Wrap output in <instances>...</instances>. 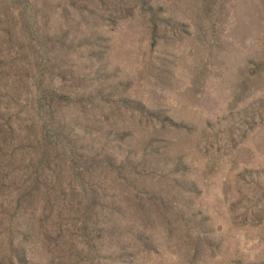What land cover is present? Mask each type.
Listing matches in <instances>:
<instances>
[{"label": "rangeland", "instance_id": "374dc122", "mask_svg": "<svg viewBox=\"0 0 264 264\" xmlns=\"http://www.w3.org/2000/svg\"><path fill=\"white\" fill-rule=\"evenodd\" d=\"M35 1L41 30L72 44L67 62L59 64L78 79L70 80L71 88L101 87L105 95L142 101L158 123L150 130L133 116L127 124L125 116L112 120L125 126L111 132L112 143L132 147L137 162L145 154L134 183L146 200L137 209L128 195L135 189L121 193L120 211L95 223L111 232L99 247L95 241L97 255L66 234L79 227L78 214L73 221L69 210H15L13 172L1 162L0 264H264V0H224V9L210 14L203 0H157L164 7L146 0L152 21L134 0L119 6L109 0H74L73 6L68 0ZM126 8L130 15H117ZM5 11L15 16L18 6L0 0V113L15 121L13 107L30 104L34 56L20 34L16 48L7 40ZM92 35L98 46L89 45ZM99 48L102 60L95 61L89 51ZM51 50L54 64L64 50ZM90 129L89 138H96ZM10 145L18 154L32 148L28 142ZM107 187L109 195L115 192L111 179ZM103 202L107 210L111 202ZM24 225L32 235L18 262L6 246L11 236L17 245Z\"/></svg>", "mask_w": 264, "mask_h": 264}, {"label": "trees", "instance_id": "16d2710c", "mask_svg": "<svg viewBox=\"0 0 264 264\" xmlns=\"http://www.w3.org/2000/svg\"><path fill=\"white\" fill-rule=\"evenodd\" d=\"M109 1L119 6L120 0ZM221 1L224 0H218V3L216 0H203V10L208 14L214 9L223 10L224 3L220 4L222 7L219 5ZM133 2L140 12L149 14L151 21L155 18L152 8L146 5V0ZM155 2L156 5L164 7L159 1ZM7 4L18 6V13L15 16L5 11L6 18H2L6 26L7 40L12 41L13 47L16 48L17 37L20 34L23 40L27 41L28 51L31 50L34 56V64L31 67L34 88L28 101V104L30 103L28 109L24 110V107L15 105L12 109L15 121L6 120L8 115L4 111L0 113V119L3 121V125L0 126V163L3 162L7 172H13L10 181L12 193L16 194L13 200L15 210L21 205L30 210L29 215L34 214V209L38 207L43 214H48L55 210L54 208L60 210H56L57 212L69 210L67 219L73 221L74 216L71 215L78 214L79 227L74 233L66 234L82 240L83 250L97 255L99 253L96 243L99 247L102 235L111 234L106 227H98L97 223L101 224L103 218L109 222L112 215L120 211L121 193L127 196V192L135 189L134 193L128 195L132 196L133 205L137 209L143 208L146 200L144 198L146 194L138 193V183H134L138 165L146 161L145 154H141L137 162L135 160L137 155L132 147L122 149L121 143H112L111 132L119 134L125 127L112 125V120L125 116L127 118L122 119V123L127 124V120L133 116L137 126H146L145 128L150 130L157 126L158 120L156 116L155 119L151 117L148 107L142 101H132L125 96L105 95L101 87L89 92L87 89L77 90V85L71 88L70 80L77 83L78 79L68 71L69 66L66 70L59 64L67 62L65 56L72 44L63 36L51 35L44 29L41 30L42 27L38 26V16L41 13L37 1L7 0ZM67 4L73 6L74 0H68ZM66 10L64 8L62 11ZM117 13L118 16L123 13L128 16L130 10L126 8L123 12L119 10ZM194 31H197L195 26ZM93 36L87 39L91 47L98 46L99 41L98 37ZM82 40L81 43L86 42ZM52 47L64 50L54 64L50 63ZM89 54L95 61L102 60L103 51L100 48L90 49ZM97 72L98 70L94 71V77ZM160 124L163 128L164 124ZM90 128L96 130V138H89ZM103 128H106L105 133H102ZM12 142H16L18 146L25 142L31 143V151L15 153L10 149ZM174 167L177 170L180 165L176 164ZM110 179L116 189L109 195L107 184L110 183ZM151 195L148 197L159 201L158 203L166 209L165 212H169L167 209H171L170 206ZM103 199H106V204L111 202L107 210L104 208ZM148 206L153 207L152 202ZM58 215L61 213H56V218ZM56 218L53 225L59 228L61 224L56 223ZM144 221L152 224L148 222V218ZM24 228L28 229L26 225L23 226V230L21 227L19 229L17 245L11 236L6 246V249L18 257V262L24 257V240L32 235L27 234ZM58 230L60 235L61 227ZM140 238L139 235L136 236L137 241Z\"/></svg>", "mask_w": 264, "mask_h": 264}]
</instances>
